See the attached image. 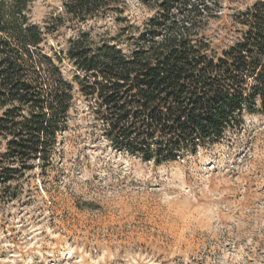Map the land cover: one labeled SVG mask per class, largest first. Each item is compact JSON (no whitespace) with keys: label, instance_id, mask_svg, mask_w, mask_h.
Returning a JSON list of instances; mask_svg holds the SVG:
<instances>
[{"label":"rangeland","instance_id":"rangeland-1","mask_svg":"<svg viewBox=\"0 0 264 264\" xmlns=\"http://www.w3.org/2000/svg\"><path fill=\"white\" fill-rule=\"evenodd\" d=\"M258 1H207L201 34L215 52L241 38L236 14ZM63 2L28 6L31 22L51 30L47 52L61 56L83 30L100 39L122 27L72 21ZM127 4L134 27L155 15L143 0ZM62 57L75 86L69 127L53 167L0 186V264H264V115H246L221 144L156 166L115 150Z\"/></svg>","mask_w":264,"mask_h":264},{"label":"trees","instance_id":"trees-1","mask_svg":"<svg viewBox=\"0 0 264 264\" xmlns=\"http://www.w3.org/2000/svg\"><path fill=\"white\" fill-rule=\"evenodd\" d=\"M155 10L142 28L125 16L127 0H64L72 21L112 18L116 36L81 31L65 52H47L50 33L31 22L33 0H0V186L53 167L69 127L76 69L81 94L115 150L156 166L195 156L264 115V0L236 14L241 38L221 53L201 34L208 0H143ZM128 44L126 48L123 46ZM16 199V196L12 197Z\"/></svg>","mask_w":264,"mask_h":264}]
</instances>
